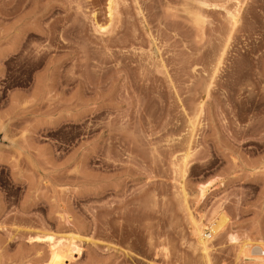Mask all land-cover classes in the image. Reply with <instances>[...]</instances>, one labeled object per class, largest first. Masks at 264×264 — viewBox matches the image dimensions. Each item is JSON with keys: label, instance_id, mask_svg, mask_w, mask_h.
<instances>
[{"label": "rangeland", "instance_id": "1", "mask_svg": "<svg viewBox=\"0 0 264 264\" xmlns=\"http://www.w3.org/2000/svg\"><path fill=\"white\" fill-rule=\"evenodd\" d=\"M108 2L0 0V264H49L46 236L73 232L69 264H206L189 209L227 217L213 264H248L231 235L264 240V0H116L113 21Z\"/></svg>", "mask_w": 264, "mask_h": 264}, {"label": "bare ground", "instance_id": "2", "mask_svg": "<svg viewBox=\"0 0 264 264\" xmlns=\"http://www.w3.org/2000/svg\"><path fill=\"white\" fill-rule=\"evenodd\" d=\"M240 1V0H239ZM116 0H109L108 2V15L110 20L113 21V18L115 17V14L117 13V7ZM241 2H237L236 7L233 10H230L228 8L226 11L227 16L229 15V21L232 23V28H235V26L238 24L241 14V8H242ZM199 13L195 16L198 17ZM95 16V15H94ZM196 17V18H197ZM198 21V19H197ZM96 30L99 32H102L104 30H107L108 27L111 25H101L99 23H95ZM233 30V29H232ZM229 38H231L229 36ZM228 38V39H229ZM230 40V39H229ZM227 46V45H226ZM225 48V46H224ZM226 51V49H224ZM224 54V52H223ZM223 54H221L223 56ZM220 59H223L222 57H219ZM218 58V60H219ZM217 60V61H218ZM219 65V64H217ZM216 67V66H215ZM219 68V66H217ZM217 68V69H218ZM216 69V68H215ZM217 72V70H215ZM209 86V85H208ZM196 122V121H195ZM195 122L193 121L190 125L191 132H190V139L192 141L194 137V131L196 129ZM191 141L188 143V147L191 144ZM190 149V147H189ZM187 156V155H186ZM189 156V154H188ZM186 159V158H185ZM184 159V160H185ZM188 164L187 160H185ZM183 164H185L183 162ZM187 164L185 166H187ZM184 168V167H183ZM182 168V169H183ZM187 171V167L185 168ZM185 169L181 172L182 175L185 173ZM181 188L185 192V186L184 182L181 183ZM207 185H201L200 190V200L204 199L207 191H208ZM186 196V192L184 193ZM189 215L193 223V231L197 239V245L196 247L199 251H201L202 257L205 258L206 264H213L211 259V252H212V246H211V239L215 234L219 232V230L223 227L225 224V221L227 220V217L223 213H219L217 216L213 218V220L210 221L208 225H205L201 223V219H196L193 215L192 211L189 209ZM232 234V233H231ZM45 238L46 240L49 239L51 243V258L49 264H69L71 260L74 258H78L81 254V248L79 246V240H83L84 238L77 234V233H70L68 235H62L58 239L55 238L54 235H48ZM39 237H37L38 239ZM41 239V238H40ZM38 239V240H40ZM44 239V240H45ZM42 240V239H41ZM231 240L233 243H238L239 245V252L237 259H244L246 262H249L248 264H264V240L263 239H254L251 237H245L240 239L239 235L232 234ZM241 262V261H240ZM243 262V261H242Z\"/></svg>", "mask_w": 264, "mask_h": 264}]
</instances>
